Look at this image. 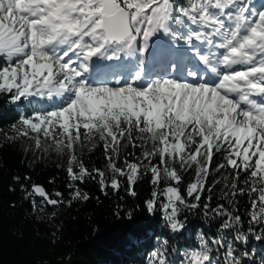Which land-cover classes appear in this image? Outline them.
I'll list each match as a JSON object with an SVG mask.
<instances>
[{"label":"snow or ice","instance_id":"6c2138e0","mask_svg":"<svg viewBox=\"0 0 264 264\" xmlns=\"http://www.w3.org/2000/svg\"><path fill=\"white\" fill-rule=\"evenodd\" d=\"M0 100L23 108L5 139L70 178L67 201L21 185L34 211L147 179V264H264V0H0ZM192 211L215 231L176 246Z\"/></svg>","mask_w":264,"mask_h":264},{"label":"trees","instance_id":"16d2710c","mask_svg":"<svg viewBox=\"0 0 264 264\" xmlns=\"http://www.w3.org/2000/svg\"><path fill=\"white\" fill-rule=\"evenodd\" d=\"M21 111V106L0 100V264H147L151 248L164 231L160 213L150 214L143 206L152 190L147 179L136 185L135 197L124 189H108L105 195L98 182L88 180L80 185L89 193L88 201L73 200L70 205L34 211L21 185L30 191L32 184L41 183L50 193L62 192L65 201L71 198L72 191L62 158L48 154L39 159L38 154L26 151L27 140L5 139V134L15 135L12 125ZM88 158L103 167L102 147ZM17 176L21 178L19 183L14 179ZM25 176L31 179L24 180ZM221 188L222 185L205 193V198L214 197L213 207L221 202ZM186 215L189 231L183 237L176 236L174 245L192 242L193 228L215 231L216 223L199 212ZM251 246L264 250V245L255 240Z\"/></svg>","mask_w":264,"mask_h":264},{"label":"water","instance_id":"95a60500","mask_svg":"<svg viewBox=\"0 0 264 264\" xmlns=\"http://www.w3.org/2000/svg\"><path fill=\"white\" fill-rule=\"evenodd\" d=\"M37 184H39V185H42L41 183H37ZM44 186V185H43ZM39 199V198H38Z\"/></svg>","mask_w":264,"mask_h":264}]
</instances>
